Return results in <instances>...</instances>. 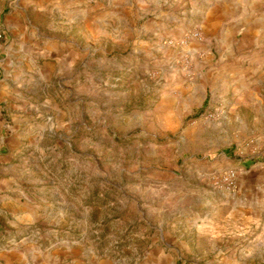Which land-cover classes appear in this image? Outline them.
Here are the masks:
<instances>
[{"label": "rangeland", "instance_id": "1", "mask_svg": "<svg viewBox=\"0 0 264 264\" xmlns=\"http://www.w3.org/2000/svg\"><path fill=\"white\" fill-rule=\"evenodd\" d=\"M163 1L175 19L167 30L150 26L155 11L126 13L121 24L90 23L86 30L85 23L71 26L55 0H0V44L16 47L28 24L31 35L41 29L40 41L56 36L76 47L72 42L84 35L90 46L82 66L52 80L49 95H37L29 121L14 120L16 112L0 116V156L41 154L38 169L24 177L48 182L78 215L61 224V236L99 244L117 264H137L147 236L160 229L170 245H179L175 237L183 234L192 242L212 206L235 197L237 166L264 165V80L246 95L233 79L215 86L197 78L201 60H209L189 51L206 39L199 17L189 0ZM182 19L193 27L178 29ZM188 93L192 102L163 114L164 100H187ZM233 170L237 185L229 189L222 180Z\"/></svg>", "mask_w": 264, "mask_h": 264}, {"label": "crops", "instance_id": "2", "mask_svg": "<svg viewBox=\"0 0 264 264\" xmlns=\"http://www.w3.org/2000/svg\"><path fill=\"white\" fill-rule=\"evenodd\" d=\"M64 1L55 0L59 10L69 15L70 25L85 23L86 30L90 23L99 29L121 24V16L126 13L155 11L158 17L150 26L159 30H167L175 22L169 4L162 0ZM189 1L206 38L194 42L189 51L209 56L208 61L201 60L196 77L203 82L211 80L215 86L233 79L235 89L241 87L238 94L256 93L254 88L264 80V0ZM27 7L23 9L25 14L29 12ZM92 14L96 16L91 20ZM176 25L178 29L188 28L186 31L193 27L186 19L178 20ZM22 27L25 38L20 44H0V116L16 112L14 120L19 123L29 121V109L38 107L35 100L39 93L49 95L55 88L52 80L66 70L73 74L75 66L84 64L90 47L84 44V35L80 42H72L73 47L56 36H45V41H40V28L34 26L37 32L33 29L31 35L28 24ZM193 96L188 93L189 101L183 97L164 100L163 114L175 115L176 108L192 102ZM204 103L202 100L197 108L202 109ZM37 158L41 154L0 156L4 171L0 180V264H117L99 244L72 243L65 240L69 235L61 236V224L73 223L78 215L67 207V198L53 194L48 182L26 181L27 172L38 169ZM26 160L33 161L34 166L27 168L22 162ZM240 164L235 197L212 206L208 216L194 227L192 242L183 234L175 237L179 245H170L167 233L160 229L157 235L147 236L149 241L140 250L137 264H264V165L249 161ZM14 172L21 173L15 177ZM55 197H59L56 205Z\"/></svg>", "mask_w": 264, "mask_h": 264}, {"label": "built area", "instance_id": "3", "mask_svg": "<svg viewBox=\"0 0 264 264\" xmlns=\"http://www.w3.org/2000/svg\"><path fill=\"white\" fill-rule=\"evenodd\" d=\"M1 37V36H0ZM237 177L238 174L236 171L229 172L222 180L223 184L227 186L229 189H235L237 185Z\"/></svg>", "mask_w": 264, "mask_h": 264}]
</instances>
